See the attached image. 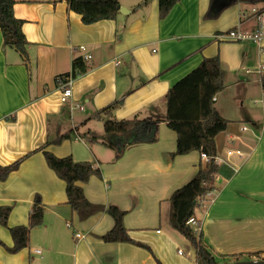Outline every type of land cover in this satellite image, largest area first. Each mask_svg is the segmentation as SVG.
Returning <instances> with one entry per match:
<instances>
[{
	"label": "crops",
	"instance_id": "1",
	"mask_svg": "<svg viewBox=\"0 0 264 264\" xmlns=\"http://www.w3.org/2000/svg\"><path fill=\"white\" fill-rule=\"evenodd\" d=\"M118 1L129 12L83 24L65 1L15 0L13 14L23 21L30 70L14 50L3 46L0 32V166L34 151L0 180V205L12 207L9 226L27 223L35 194L45 205L43 222L31 229L28 246L16 253L0 246V264H196L189 241L169 224L168 199L195 174L203 162L201 153L193 150L171 158L176 134L158 122L155 142L129 144L115 159V149L104 143L120 145L125 137L106 135L103 121L109 116L95 113L118 101L115 119L164 117L169 87L202 58L213 56L224 70V88L213 105L228 120L214 139L225 173L216 175L215 188L195 216L218 263L223 255L264 259V133L257 139L241 131L248 123L259 133L261 107L254 101L263 88L254 70L264 63V40L256 44L216 38L232 28L254 29L252 9L264 4L235 3L216 18L203 19L209 0H179L160 19L156 0L145 5H139L142 0ZM85 55L90 56L89 69L72 80L69 99L83 110L71 114L59 101L55 77L70 71L74 57ZM66 132L69 138L51 142ZM47 141L45 150L55 156L70 155L99 167L100 177L79 183L85 197L125 211L122 223L129 236L151 252L101 240L113 226L105 212L78 220L66 203L64 182L37 150ZM0 240L12 245L1 225ZM254 252L257 256L248 257Z\"/></svg>",
	"mask_w": 264,
	"mask_h": 264
},
{
	"label": "trees",
	"instance_id": "2",
	"mask_svg": "<svg viewBox=\"0 0 264 264\" xmlns=\"http://www.w3.org/2000/svg\"><path fill=\"white\" fill-rule=\"evenodd\" d=\"M54 3L65 1L68 8L80 15L83 24H91L100 20H115L119 14L120 3L118 0H52ZM158 17L163 19L167 16L172 7L179 0H156ZM15 0H0V32L3 46L14 50L21 58L27 70L31 68V61L28 55V43L21 30L22 20L17 19L13 14ZM148 0H142L139 5L147 4ZM235 3L249 5L264 4V0H209L203 19L216 18L220 12ZM89 69L87 61L82 56H76L71 60L69 72L57 75L55 84L63 83L68 79H75ZM224 70L221 61L217 56L202 58L200 63L175 81L167 90L165 95L166 110L164 117H153L142 119L137 116L128 119H115L113 111L118 101H113L95 113L96 117L108 115L103 121V132L106 135H120L125 139L120 145L104 143L115 149V159L119 158L125 147L129 144L157 140V123L165 122L166 126L176 134L175 151L170 153L173 158L176 155H183L196 150L208 156L216 154L215 137L223 132L228 120L224 119L214 107L212 99L224 88ZM264 89V78L261 81ZM13 118V117H12ZM70 133L66 132L52 140V143H60L63 139L69 138ZM41 150L45 163L53 173L64 182L66 203L72 212L77 215L79 221L87 219L94 213L105 212L113 219V226L104 234L99 236L104 242H127L144 248L151 252L150 248L140 242L133 240L125 227L122 219L125 211L115 205H100L90 202L84 195L79 183H85L91 176L100 177L99 167L89 161H75L70 155L57 157L45 146ZM36 151V150H35ZM27 153L21 159L11 165L0 166V180H4L9 172L15 170L19 162L32 154ZM225 173L222 164L213 161L200 162L195 174L182 186L175 189L170 197L169 224L172 228L183 235L190 243L194 251L196 264H209L210 259L218 263L210 252L202 232H195L187 224L189 218H196V210L208 199V195L215 188V177L217 174ZM12 207L0 205V225L5 227L12 240V245L7 246L0 240V246L9 252L16 253L29 244L30 231L43 222L45 205L40 195L35 194L27 216L25 225L9 226L7 219ZM258 252L250 253L248 257L257 256ZM241 254L223 255L221 264H228L242 259ZM157 264H161L157 261Z\"/></svg>",
	"mask_w": 264,
	"mask_h": 264
},
{
	"label": "built area",
	"instance_id": "3",
	"mask_svg": "<svg viewBox=\"0 0 264 264\" xmlns=\"http://www.w3.org/2000/svg\"><path fill=\"white\" fill-rule=\"evenodd\" d=\"M253 17L255 19V27L254 29L250 31H242L238 28H232L227 31H224L223 33H220L216 35V38L231 41V42H237V43H244V42H251L259 44L261 41L264 40V6L261 7H253L252 9ZM83 58L88 62L90 59L89 55L83 56ZM246 73H249L250 71L248 69L245 70ZM254 72L261 77V79L264 78V63H258L255 67ZM73 79H68L66 82L60 83L58 82V88H59V101L62 104H66L68 106V110L72 114L74 110H83V106L77 102H69V99H71L72 96V89H71V83ZM262 81V80H261ZM215 100V97L212 98ZM254 104L260 105L261 107V118L258 122L259 125V133H254L251 126L247 124H243L241 126V131H249L251 132L257 139H260L261 136L264 133V89L262 91V96L254 101ZM233 151L228 150L226 152L227 155H231ZM236 154L241 155V152L236 150ZM201 159L203 162L213 161L216 164H222L225 162V160L222 159L217 154H214L212 156H208L204 153H201ZM187 224H189L195 232H199V222L196 218L191 217L188 219ZM76 236H79L76 234ZM180 252V251H179Z\"/></svg>",
	"mask_w": 264,
	"mask_h": 264
},
{
	"label": "water",
	"instance_id": "4",
	"mask_svg": "<svg viewBox=\"0 0 264 264\" xmlns=\"http://www.w3.org/2000/svg\"><path fill=\"white\" fill-rule=\"evenodd\" d=\"M129 12L125 7H120L119 8V13L125 14ZM209 264H216L213 259H210ZM228 264H264V259H250V260H240V261H235L231 262Z\"/></svg>",
	"mask_w": 264,
	"mask_h": 264
},
{
	"label": "rangeland",
	"instance_id": "5",
	"mask_svg": "<svg viewBox=\"0 0 264 264\" xmlns=\"http://www.w3.org/2000/svg\"><path fill=\"white\" fill-rule=\"evenodd\" d=\"M249 8H250V6H249ZM181 252V251H180ZM216 260H217V262H220V260H218L217 258H215Z\"/></svg>",
	"mask_w": 264,
	"mask_h": 264
}]
</instances>
